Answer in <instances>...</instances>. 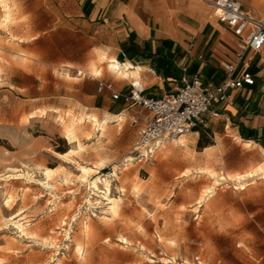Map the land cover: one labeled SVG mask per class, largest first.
Instances as JSON below:
<instances>
[{
  "label": "rangeland",
  "instance_id": "374dc122",
  "mask_svg": "<svg viewBox=\"0 0 264 264\" xmlns=\"http://www.w3.org/2000/svg\"><path fill=\"white\" fill-rule=\"evenodd\" d=\"M239 1L264 17V0ZM59 2L5 0L8 21L0 4V264H264V152L211 162L180 142L151 162L130 161L135 124L121 115L102 133L90 119L110 117L75 99L77 70L41 65L35 32L47 30L46 13L59 14ZM61 21L51 41L63 39ZM109 59L103 81L116 76ZM80 117L79 145L68 144L66 121ZM82 165L93 169L85 180ZM98 179L119 199L117 212Z\"/></svg>",
  "mask_w": 264,
  "mask_h": 264
},
{
  "label": "crops",
  "instance_id": "0c3cea01",
  "mask_svg": "<svg viewBox=\"0 0 264 264\" xmlns=\"http://www.w3.org/2000/svg\"><path fill=\"white\" fill-rule=\"evenodd\" d=\"M59 4V14L46 13L47 30L35 32V40L40 41L37 50L45 54L41 65L48 70L62 65L65 71L80 72L75 99L97 117H110L107 124H114L115 118L123 115L138 132L144 127L149 112L122 99H112L113 93L128 94L134 80L142 84L145 97H163L195 75L201 78L204 89L212 91L226 76L223 63L237 64L238 37L234 30L196 0H60ZM60 19L64 37L51 41L50 35L58 34L55 23ZM103 55L115 59L121 67L129 64L127 76L112 71L116 76L101 80ZM251 57L253 83L229 90L227 101L211 103L199 119L197 126L209 132L211 145L196 151L203 139L199 130H193L165 146L183 140L201 158L207 155L213 162L220 157L226 163L234 155L264 152V50ZM36 69L42 70L40 66ZM92 69L100 74L92 75ZM99 82L110 84L112 90L98 93Z\"/></svg>",
  "mask_w": 264,
  "mask_h": 264
},
{
  "label": "built area",
  "instance_id": "2783aa9c",
  "mask_svg": "<svg viewBox=\"0 0 264 264\" xmlns=\"http://www.w3.org/2000/svg\"><path fill=\"white\" fill-rule=\"evenodd\" d=\"M213 10L217 20L233 29L238 37L235 46L237 64L223 63L226 76L222 84L212 91L202 87L201 78L193 76L173 92L160 98L145 97L144 88L138 80L130 83L128 94H112L113 100L122 99L125 104L146 109L150 117L140 130L137 143L131 149L130 161L144 164L154 160L161 144L176 142L193 131L210 104L228 100L229 90L241 89L253 83L250 73L252 57L264 50V18L246 11L239 0H196ZM124 57V54H122ZM240 68H239V66ZM77 72V75H80ZM112 90V86L99 82L97 92ZM216 116L217 114H213Z\"/></svg>",
  "mask_w": 264,
  "mask_h": 264
},
{
  "label": "bare ground",
  "instance_id": "6f19581e",
  "mask_svg": "<svg viewBox=\"0 0 264 264\" xmlns=\"http://www.w3.org/2000/svg\"><path fill=\"white\" fill-rule=\"evenodd\" d=\"M0 4H1V6H2L4 12H5V14H4L5 21L10 20L9 18H10V14L11 13H10V10H9V6L5 3V0H0ZM258 16L261 17V18H264V17L260 16L259 14H258ZM106 59H107V57L105 55H103L102 56V60H106ZM109 62H110V64H109L108 68L110 70H112L113 72L115 71L117 73V75H119V76H122V77H126L127 76L128 69H129V64H125L123 67H121L119 65V63L115 61V59H110ZM83 120H84V118L83 117H80V118H77L75 121H73L72 119L66 121V129H67V133H68V139H67L68 140V144L77 143L79 145V141H78L79 139L76 136V131H77V129H79L81 127ZM90 121H91V124H92L93 127H97L100 124V126H101V132L102 133L104 132L105 127L107 125V121H106L105 118H103L100 121L95 116H93V117H91ZM178 142L179 143L180 142H183V140H179ZM160 147L162 149H164L166 147L165 146V143L161 144ZM77 148H78V146H77ZM262 169H264V168H262ZM124 170H127V169H124ZM79 171L81 172L80 178L83 179V180H85L86 177L88 176L89 172L90 171H93V169L90 168V167H87V166H83L82 165V166H79ZM209 173L210 174H213L212 172H209ZM50 174H51V170L46 169L45 170V176L48 178L50 176ZM252 176H253V171L248 172V173L245 174V177H252ZM240 177H241V175H238L236 178H240ZM98 182L103 184V187H104V196L106 197V200L109 202V211H111V212L114 213L116 211V209H118L117 207H118V200L119 199H111V198L108 197V194H109V191H110V185H109V182L106 179H103V180H99L98 179ZM92 185H93L94 189H96L97 191H99V187H98L96 181L92 182ZM209 193H212L211 189H207L205 191V194L206 195L209 194ZM18 229H19V232L21 234L26 235L25 228L23 227V224H19L18 225ZM87 231H88V227L84 224L83 225V232L86 234ZM75 251H76L77 254H79L80 256H82V254H83V248H82V246L80 244H76L75 245Z\"/></svg>",
  "mask_w": 264,
  "mask_h": 264
},
{
  "label": "trees",
  "instance_id": "16d2710c",
  "mask_svg": "<svg viewBox=\"0 0 264 264\" xmlns=\"http://www.w3.org/2000/svg\"><path fill=\"white\" fill-rule=\"evenodd\" d=\"M193 130H196V131L199 130L202 137H205V136L209 137V132L207 130H205L204 128H202L201 126H196ZM209 145H211V143L208 139H206L205 143H201V140H200V142L198 143L197 146H198V148H203V147H206Z\"/></svg>",
  "mask_w": 264,
  "mask_h": 264
}]
</instances>
